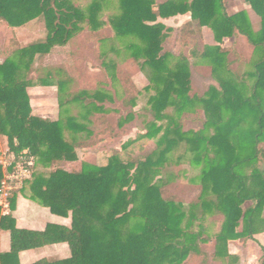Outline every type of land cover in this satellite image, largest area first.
<instances>
[{"label":"trees","instance_id":"trees-1","mask_svg":"<svg viewBox=\"0 0 264 264\" xmlns=\"http://www.w3.org/2000/svg\"><path fill=\"white\" fill-rule=\"evenodd\" d=\"M112 1L91 0L80 7L73 0H0V25L14 30L39 21L46 31L44 39L15 49L0 62V136L6 137L10 151L16 155L26 151L35 160V170H49L75 162L76 148L92 146L77 141L81 133L91 136L80 120L108 113L104 102L114 97L133 105L134 94H141L129 78H120L110 53L128 54L145 75L149 84L144 91L153 92L147 100L153 119L139 139L155 140V149L141 158L125 161L115 150L104 166L82 163L78 171L34 172L19 193L27 190L29 200L70 223L30 231L17 228L11 215L0 212V230L10 234V252L0 254V264H19L21 252L54 244H67L70 257L42 258L32 264H186L193 257L201 264L209 259L210 264H237L229 243L264 231V0H245L260 19L257 32L244 13L228 16L221 0H116V13L101 21L100 14ZM186 13L191 22L180 32L181 42L192 45L189 57L203 61L215 81L202 97L191 94L190 58L164 51L170 31L158 22ZM105 25L112 29L119 49L101 55L104 81L93 93L81 91L66 101L59 96L60 107L68 101L83 113L55 121L33 115L28 89L53 85L48 79L39 84L31 80L34 63L54 47L65 46L84 27L96 33ZM193 25L210 28L217 45L198 51L191 38L196 35ZM237 34L253 47L248 69L241 74L232 69L236 60L228 59L229 52L220 46L223 39ZM65 86L58 82L59 95ZM169 108L173 115L165 113ZM187 119L198 120L199 128L184 130ZM131 120L129 114L118 125ZM139 139L123 143L121 150ZM182 144L190 166L199 170L192 181L200 185V193L187 206L170 197L173 175H163L170 156ZM176 159L178 163L181 157ZM2 179L0 167V183ZM213 214L222 217L214 233L206 225ZM211 240L214 251L208 255L201 245Z\"/></svg>","mask_w":264,"mask_h":264},{"label":"rangeland","instance_id":"rangeland-1","mask_svg":"<svg viewBox=\"0 0 264 264\" xmlns=\"http://www.w3.org/2000/svg\"><path fill=\"white\" fill-rule=\"evenodd\" d=\"M73 1L75 5L80 7H86L91 2V0ZM115 2L116 0H113L111 6L102 11L100 14L101 21L106 22L110 15L116 13ZM84 28L81 34L70 40L65 46L54 47L48 56L34 63V72L29 76L31 80L36 84L45 79L53 83L50 87H42L43 89L36 87L27 91L30 96L31 105L35 106L33 108L34 111L36 113L45 112L43 114L44 119L55 121L59 116L64 117L65 115L78 118L83 113L81 107L68 101L63 104V107H60L58 103L59 96L66 101L69 96L72 97L81 91L88 93L95 92L98 89V84L105 79L101 69V55L104 52H108L110 48L119 49V45L113 41V31L109 25L103 26L96 33L90 32L88 27ZM45 35V28L39 21L31 22L22 28L14 30L5 24H1L0 62L7 58L15 49L37 43L41 39H44ZM104 38H108L109 40L104 43L100 40ZM192 39L196 40L197 48H199L198 51H202V41L198 37ZM167 49L169 53H172L176 57L179 55L189 57L192 45L181 43L180 46L176 45L174 47L168 42ZM240 52L244 57L251 56V53L247 50L241 49ZM108 58L116 62V70L120 78H129L141 94H134L133 98L135 100L133 105H129L123 97H114V101L104 102V107L109 110L108 113L92 114L88 118V121L80 120L82 124L86 125V129L91 132V136L89 137L86 133H81L77 136V141H89L92 146L76 148L77 160L75 162H62L53 168L78 171L82 163L96 166L106 165L107 159L115 150H118L121 158L126 161L141 158L144 154L155 149V140L139 139L141 135L146 133L145 124L153 119L147 105L148 97L153 92L146 93L144 91V88L149 84L145 75L139 70L137 64L134 63L128 54L121 53L119 56L110 53ZM228 59L233 60L235 57L229 55ZM246 61L248 62V60ZM246 61H237L232 66L233 70L238 74L246 71L248 69ZM196 63V60L190 58L191 94L202 97L211 85H215V81L211 78L209 67L204 65L199 66ZM59 81L66 85L62 95H59L57 90ZM108 89L114 93V89L110 87ZM41 105H43L44 109L40 107ZM165 113L173 115V109L169 108ZM129 114L132 115V120L119 127V121ZM192 119H196V116H193ZM158 125L160 124L158 123ZM199 126L198 120L187 119L183 123L184 130H197ZM0 138L2 139L0 147L8 149L6 137L0 136ZM65 139L67 141L71 139L68 132H65ZM135 139L139 140L129 149L126 151L121 150L123 143ZM178 157H181V159L176 163V158ZM189 161L190 155L186 152L185 145L182 144L170 156L169 164L163 170L164 177L169 174L173 175L167 193L184 206L194 201L200 193V185L192 181L196 179L199 170L191 167ZM52 169L48 170L37 167L36 170L34 169V172L48 174ZM249 205L248 203L245 204L244 208ZM221 222V215L213 214L208 217L206 225H211L212 232L214 233L219 230ZM214 244V240H211L210 243L201 245V247L205 253L211 255L214 251ZM228 248L229 253L238 258L237 264H261L262 248H264V231L256 232L253 238L249 240L230 242ZM186 264H201L200 258L193 257ZM208 264H210V259L208 260Z\"/></svg>","mask_w":264,"mask_h":264},{"label":"crops","instance_id":"crops-1","mask_svg":"<svg viewBox=\"0 0 264 264\" xmlns=\"http://www.w3.org/2000/svg\"><path fill=\"white\" fill-rule=\"evenodd\" d=\"M165 0H157V2H163ZM223 9L228 16H233L238 13H244L247 16V19L251 25V28L254 32L259 31L260 29V19L259 17L251 10L249 4L245 0H221ZM158 22L161 23L165 28L169 29V37L163 45L165 51L168 52L167 45L168 42L174 47L176 45L180 46V32L182 29L191 22V14L186 13L184 15H177L174 17H170L168 19H158ZM255 22V23H254ZM193 30L196 33L195 36H191V38L198 37L199 40L202 41V50L205 46L213 47L216 46L213 32L208 27H201L200 29L193 25ZM199 29V30H198ZM184 44V43H182ZM187 45V43H185ZM184 44V45H185ZM170 46V45H169ZM224 51H228L229 55H233L237 61H246L250 60L253 53V47L248 43L247 39L237 34L233 38H225L223 39L222 44L220 45ZM199 48H197L198 50ZM241 49L247 50L251 53V56L244 57L240 52ZM247 55V56H248ZM246 58V59H244ZM196 60V64L205 65L203 61L199 59ZM247 62V61H246ZM234 63V64H235ZM233 64V65H234ZM233 69V68H232ZM36 87L29 88L35 89ZM38 89H43L42 86H38ZM137 88V87H136ZM28 89V90H29ZM138 89V88H137ZM30 97V96H29ZM31 103V101H30ZM40 107L44 109V107ZM32 109L35 107L31 105ZM45 113V112H44ZM42 113H36L33 109V115L39 116L41 118H45ZM57 120V119H56ZM0 138V145H1ZM6 150V148L0 147V157L2 153ZM65 170V169H64ZM28 191L21 192L16 194L14 208L11 209V216L15 219L16 227L19 229H25L30 231H43L48 224H57V225H69V219L61 218L55 215H52L49 209L44 208L38 205L35 202H32L27 198ZM10 252V234L7 231L0 230V254H5ZM70 257V250L67 244H54L48 245L43 248H38L31 251H24L19 254V264H32L35 261L46 258L49 260H59V259H67Z\"/></svg>","mask_w":264,"mask_h":264},{"label":"built area","instance_id":"built-area-1","mask_svg":"<svg viewBox=\"0 0 264 264\" xmlns=\"http://www.w3.org/2000/svg\"><path fill=\"white\" fill-rule=\"evenodd\" d=\"M35 160L26 151L16 155L6 149L0 157L3 179L0 183V212L2 216L11 215L10 199L19 194L25 182L31 179Z\"/></svg>","mask_w":264,"mask_h":264}]
</instances>
